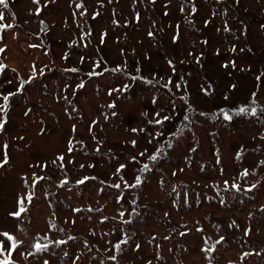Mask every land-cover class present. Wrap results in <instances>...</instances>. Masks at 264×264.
<instances>
[{"label":"rangeland","instance_id":"obj_1","mask_svg":"<svg viewBox=\"0 0 264 264\" xmlns=\"http://www.w3.org/2000/svg\"><path fill=\"white\" fill-rule=\"evenodd\" d=\"M7 2L14 264H264V0Z\"/></svg>","mask_w":264,"mask_h":264},{"label":"snow or ice","instance_id":"obj_2","mask_svg":"<svg viewBox=\"0 0 264 264\" xmlns=\"http://www.w3.org/2000/svg\"><path fill=\"white\" fill-rule=\"evenodd\" d=\"M33 2L36 3L37 5H39V0H33ZM0 6H2L3 8H7L8 7L7 0H0ZM38 13H39V9L37 10V14ZM3 19H4L3 12H0V21H3ZM9 27H12V25H6V24H3V23H0V31H3L5 28H9ZM2 51H3V49H0V52H2ZM3 67H4L3 64H0V71L3 70ZM225 67H227V65H225ZM91 74L94 75L95 73H91ZM24 83H25L24 81H21L20 82V89H18V91L22 90ZM80 87H83V85H80ZM125 90H127V86H125ZM11 95H13V93H9L8 95L0 94V100L3 101V103H0V131H2L3 128H4V118H6V115H7L8 100H9V98H10ZM260 111L261 112H264V109H261ZM235 114L236 115H247V114H251L253 116L257 115V109L255 107V102L253 101V106L251 108L245 107V106L239 107V109L236 111ZM157 115H159V114H157ZM219 115H221L223 117V119L229 120V121L232 120V118H233V115L228 110H221V112L219 113ZM167 119H169V118L167 116H165L163 118V120H157V121H155V123H157V124H163L164 120H167ZM185 119H187V117H185ZM4 148H5L4 158H3V162L0 163V167H2L3 164H6L7 163V152H6L7 145H5ZM141 155H144V154L141 153ZM59 159L62 161L63 160V157H59ZM150 159L156 160L157 159V156L156 155H153V156L150 157ZM147 168H148V165L145 164L144 165V169H142V170H146ZM242 175L247 176L248 175L247 170H245V172ZM85 179H87V178H85ZM83 182H84L83 180L80 181V183H83ZM140 183H141V181L137 177L136 180H135V184L129 185V187H136ZM114 187L119 188L120 185H114ZM232 187L236 188V190L239 191V186L238 185H233ZM27 199L29 201L31 200V195L30 194L28 195ZM18 206H19V211L12 214V215H15L17 217H19L20 213L25 210L24 209V198H20L18 200ZM0 236L5 237L10 242V249H9V251L7 253H5V251L3 249V243L0 242V257H3V259H0V264H14V262L10 259V256H11L12 250H14L18 246V242L15 241L14 237H12L8 233H0ZM221 239H223V238H221ZM59 243H64V241H60ZM46 247H47V245H44L43 246V248H46ZM36 248H37V251L43 250V248L41 247L40 244H37L36 245ZM115 249H116L117 252H119V250H120V244H117L115 246ZM213 250H214V246L212 248L204 249L205 252H210V251H213ZM245 255H247V254H245ZM111 259L115 260L116 257L113 256V257H111Z\"/></svg>","mask_w":264,"mask_h":264},{"label":"crops","instance_id":"obj_3","mask_svg":"<svg viewBox=\"0 0 264 264\" xmlns=\"http://www.w3.org/2000/svg\"><path fill=\"white\" fill-rule=\"evenodd\" d=\"M7 184H8V186H9V184L10 185H13L12 184V182H10V181H8L7 180V182H6ZM3 185V186H2ZM0 186L2 187V188H0V189H2L3 191L5 190V187H4V182H3V180H0ZM5 191H7L8 193H10V190H5ZM9 204H10V209H9V211H4V208H3V205L2 204H0V221H1V218L2 217H4V213L6 212V214L5 215H7V217L8 218H10V220H11V218H15V217H17V216H15V215H12L13 213H16V211H17V208H19L18 207V204L16 203V200H15V204H13L12 202H9ZM9 220V221H10ZM0 233H1V230H0Z\"/></svg>","mask_w":264,"mask_h":264},{"label":"trees","instance_id":"obj_4","mask_svg":"<svg viewBox=\"0 0 264 264\" xmlns=\"http://www.w3.org/2000/svg\"><path fill=\"white\" fill-rule=\"evenodd\" d=\"M255 106H256V104H255ZM261 106L264 107L262 104H261ZM233 113H236V112H233ZM262 114L264 115V112H262ZM164 148H165V146H163L162 149H164ZM162 151H163V150H161V152H162ZM159 155H161L160 152H159ZM119 251H120V250H119ZM118 254L120 255V252H118ZM119 255H118V256H119ZM118 256H117V257H118ZM117 262H118L119 264L122 263V262H121V259H120L119 257L117 258Z\"/></svg>","mask_w":264,"mask_h":264}]
</instances>
